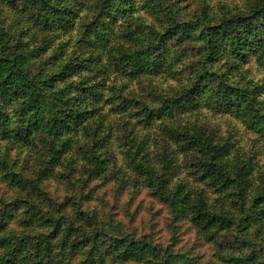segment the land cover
Listing matches in <instances>:
<instances>
[{
    "label": "rangeland",
    "instance_id": "1",
    "mask_svg": "<svg viewBox=\"0 0 264 264\" xmlns=\"http://www.w3.org/2000/svg\"><path fill=\"white\" fill-rule=\"evenodd\" d=\"M79 2L75 14L74 7L73 12L68 8L71 15L66 28L59 27L60 23L53 32L49 31L52 25L35 27L44 31L38 38L39 47L49 46V50L42 49L40 59L56 66L57 61L66 63L73 58L65 74L58 71L52 80L38 78L37 90L70 100L87 88L89 106L95 112L80 125L63 130L56 143L60 145L68 139L63 147H74L61 153L59 160L52 159L33 136L22 139L17 135L20 122L16 116L10 117L5 126L0 124V238L12 233L19 236L21 232H26L27 237L49 234L48 224L35 223L27 228L21 221L30 215L45 217V212L52 209L62 212L64 218H73L75 225L71 230L72 244L56 242L62 264H264V57H259L263 50L249 46V63L242 68L216 66L217 72L228 74L232 81L251 72L259 84L258 106L247 110L237 101L225 110L209 100L215 86L212 79L199 83L193 74L200 67L196 57L199 43L189 41L183 33L176 37L189 26L199 34L202 24L208 27L238 17L241 21L246 18L245 24L262 28L264 34V0H105L109 23L93 25V36L98 40L94 45L84 36L86 24L93 21L95 4L90 0ZM0 8L11 14L7 7ZM24 32L28 30L20 31L21 37ZM144 35L161 36L168 47L162 54L154 53L153 48L145 49L153 44ZM27 37L24 36L23 50L12 48L16 55L28 53L32 42ZM259 46L263 48V44ZM57 48L60 49L53 52ZM164 55L166 62L156 66ZM216 61L222 62V58ZM1 72L0 68V77ZM169 101L184 105L175 108L174 114L167 113L161 108ZM145 106L158 110L152 123L144 119L141 109ZM44 107L48 117L36 124L35 132L46 129L55 133L49 97ZM131 112L132 117L123 118ZM101 115L105 132L98 150L88 138L91 127L87 123L98 124ZM130 130L133 139L127 140ZM209 131L214 133V139L222 137V142L228 143L224 154L232 164L249 163L253 158L248 178L251 188L243 199L232 198L233 192L214 187L201 176L195 159L187 154L189 147L175 135L179 132L197 136ZM138 145L151 151L149 158L157 168L154 179L150 178L151 172L145 173L138 162L132 161ZM94 151H99V158H94ZM103 152L113 158V164L119 161L117 170L95 167V161L104 158ZM165 180L167 191L159 194L155 181ZM179 187L184 200L173 203L167 194H174ZM201 195L222 214L236 205V223L230 228L213 226L201 232L190 212V203ZM238 203L244 205L237 206ZM100 234L107 236L100 240L96 236ZM93 236L95 241L91 240ZM10 241L0 242V254L8 255L0 258V264H13L9 247L18 242H13L14 237ZM21 243L25 245L24 252L33 244ZM65 243L70 247L61 246Z\"/></svg>",
    "mask_w": 264,
    "mask_h": 264
},
{
    "label": "trees",
    "instance_id": "2",
    "mask_svg": "<svg viewBox=\"0 0 264 264\" xmlns=\"http://www.w3.org/2000/svg\"><path fill=\"white\" fill-rule=\"evenodd\" d=\"M61 2L65 3V6L61 7ZM90 2L95 4V8L91 13L93 14V21L90 24H86V36L84 37L89 40L87 42L94 45L98 40L93 36V25L103 21L108 22V20L106 21L107 7L105 0H90ZM0 5L5 8L7 7L11 11V14L8 15L0 8V68L2 69L0 77V124L5 126L6 121L10 117L16 116L18 122H20L17 135L22 139L33 136L34 141H38L44 148H47L52 159L59 160L63 155L61 153H66L69 148L71 150L74 147L73 144L65 148L63 147L64 144H67L68 139L62 141L60 145L56 143L60 139L63 130L66 127L73 128L76 125H80L81 121L87 120V116L94 113L95 110L89 106L90 103L87 98L89 90L87 88L85 90L83 89L80 93L78 92L77 96L70 100H65V98L60 96L45 95L42 91L37 90L38 78L52 80V77L58 71H62L65 74V69L68 63L72 62L73 58L66 63H59L57 61L55 62L56 66L47 64L42 58L40 59L42 49L46 48L49 50V46L39 47L41 42L38 38L44 31L41 29L36 30L35 27L39 25L44 26V24L52 25L53 28L49 31L53 32L57 23H60L59 27L66 28L69 23L67 17L71 15L68 8L71 7L73 12L74 7L73 14H75L77 11L75 6L79 7L81 4L79 0H0ZM254 11L255 14L256 8ZM14 18L19 22H14ZM238 18L230 20L224 19L221 22H217V24H210L208 27L202 24L199 26L201 28L199 34H194L192 30L196 28L189 26L179 31L176 37L183 33L190 39L189 41L199 43L200 51L196 57H198V65L200 64V67H198L199 69H194L193 74H196L195 78L199 83H203L208 79H212L213 84L215 83V86L210 90V102L212 99L219 107L226 110L232 103L241 101V107L252 110L254 106H258L260 99V94L257 92V85L259 84L252 76V73L242 74L241 78L232 81L228 74L224 72L220 73L216 70V66L220 64H229V66L234 65L236 68H242L245 64L249 63V46L255 50H263L259 54V57H264V34L261 31L262 28L245 24L248 21L246 18L243 21ZM179 24L182 25V23ZM26 29L28 32H24L23 35L28 36L27 39L29 43L32 42V46L31 48L29 47L28 53L21 52L16 55L12 48L23 50L25 46L24 36L21 37L19 32L21 31L22 33V30ZM230 36H233V39L230 40ZM144 38H147V42L153 44L145 46V49L151 50L153 48L156 54H162L168 47L165 39H162L161 36L157 37V35H154L153 38H150L144 35ZM12 40L15 41L14 44H11ZM155 40L156 42L154 43ZM76 41L78 42V40ZM79 43H81V40H79ZM89 43L87 46H91ZM259 44H263V48ZM59 49L57 48L53 52H57ZM218 55L222 58V62L216 61L220 58ZM133 57L137 58V56ZM215 57L218 58L214 60ZM232 58H235V60H232ZM165 62L166 55L161 60L156 61V66H160ZM83 63L85 62L83 61ZM103 66L105 65L103 64ZM47 97L51 101L52 108L50 109L54 111L53 125L56 132H46L45 128L42 132H35L36 124H42L48 117L46 108L44 107ZM143 102L145 101L143 100ZM175 104L176 101H169L168 104L163 105L161 110L174 114L176 113L175 108H181L184 105V103L180 102ZM145 107L141 109L145 113L144 119L148 123L154 122V117L158 110L147 108V106ZM258 110L261 109L257 108L256 111ZM104 114L106 115L107 113L104 112ZM132 116L133 112L127 115L124 114L123 118L126 119ZM103 117L101 115L97 118L99 120L98 124L94 121L87 123L88 127H91L88 138H92V142L97 146L98 150L104 142L101 139L105 132ZM175 135L178 140L187 144L189 147L188 156L195 159L194 163H197V166L200 167L197 168L199 174L207 179L209 183L214 187L218 186L221 189L230 190L227 193L233 192L232 198L238 196L243 199L245 196H248L251 188L250 180L248 179L251 175L249 164H251L253 158L249 159V163L239 161L236 165L232 164L226 154H224L225 146L228 143H223L222 137L220 139H214V133L210 131L205 133L201 132L197 136H190L179 132H176ZM126 138L127 140L133 139L131 130ZM149 152L151 153V151L144 150L138 145L132 161L135 163L138 162L139 169H145V173H147L146 171L151 172L150 178L154 179L157 168H155L153 161L150 160ZM101 153L102 150H100V155ZM140 153H143V155L140 156ZM70 156L75 159L73 157L74 154H70ZM94 158H99V151L98 153L94 151ZM113 161V158L104 153L102 160L95 161V167L100 166L99 168L103 170H117L120 167V163L115 160V164H113ZM167 183V180H165V183L155 181V184H158L157 189L159 194L166 193L168 188ZM258 191L260 192V190ZM181 193L182 187L175 188L174 194L168 192L167 198L172 200L173 203L183 202L184 199L181 198ZM177 194H180V196ZM204 197L205 195H201L199 198H195L192 204L190 203V212L193 215V221L201 232L206 233L213 226H217L220 229L230 228L236 223V221L234 223V220H236V205H232V208L228 212L222 214L213 210ZM182 205L185 204L183 203ZM238 205L243 206L244 203H238ZM45 213V217L38 215L35 218V216L30 215L21 222L25 223L27 228H31L35 223L40 225L48 224L47 226L51 228L49 234L45 235L42 233L40 237H27L26 232H21L19 236L12 233L13 236L10 235L9 237L4 236L0 238V242H11L10 239L14 237L13 242H18L12 245V247H9V251L13 254L11 260L13 264H62L61 260L63 261V257L61 252H56V242H71V230L75 228L74 220H72L73 218L70 220L64 218L62 217V212H54L52 209ZM83 217H85V214ZM0 222L2 223V221ZM45 236L46 240H44ZM96 236H99L101 240L104 238L103 236L107 235L100 234ZM95 239L93 236L91 240L95 241ZM21 242H32L31 249L24 252L25 245ZM43 242L49 243L43 245ZM61 246L68 248L70 244L65 243V245L63 244ZM1 254L0 258L5 255L4 253ZM5 256L8 258L7 254ZM4 263L8 264L9 261H5Z\"/></svg>",
    "mask_w": 264,
    "mask_h": 264
}]
</instances>
